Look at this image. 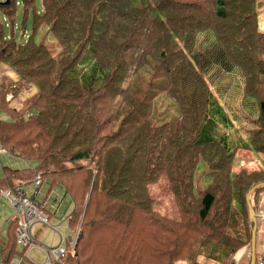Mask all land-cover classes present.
Segmentation results:
<instances>
[{"label": "trees", "instance_id": "trees-1", "mask_svg": "<svg viewBox=\"0 0 264 264\" xmlns=\"http://www.w3.org/2000/svg\"><path fill=\"white\" fill-rule=\"evenodd\" d=\"M41 1L37 13L36 0H0L6 27L14 28L17 6L34 12L25 44L4 36L0 22V63L17 74L0 80V145L36 163L27 175L4 167L0 188L37 170L51 189L60 183L74 205L68 227L80 232L59 264H104L108 246L116 264H195L201 249L228 261L250 246L246 194L264 171L234 172L233 164L239 148L264 153V0ZM234 72L257 103L247 138L210 82ZM162 95L172 110L157 108ZM200 162L213 174L204 193L194 185ZM162 177L181 209L177 222L154 212L149 186ZM15 229L11 221L3 259L18 253ZM203 231L208 237L188 247Z\"/></svg>", "mask_w": 264, "mask_h": 264}, {"label": "rangeland", "instance_id": "rangeland-1", "mask_svg": "<svg viewBox=\"0 0 264 264\" xmlns=\"http://www.w3.org/2000/svg\"><path fill=\"white\" fill-rule=\"evenodd\" d=\"M22 1V0H21ZM262 10H264V7L262 8ZM35 11L37 13H41L42 12V1L41 0H36V9ZM26 13V16H25ZM33 10H29L28 12L25 11V7L24 5H19L17 6V10H16V14L14 16V28H9L6 27V22L4 20V14L0 11V22L3 24L4 29H3V35L4 36H13L14 39L16 40V42L19 44H25L28 40L27 36L28 35H32L33 33ZM261 16V13L258 17V20ZM263 17V16H262ZM262 21H260V23L258 22V28L259 30H264L263 29V25L264 23V19H261ZM25 23V28H23V24ZM262 24V25H261ZM26 29V33L25 35H23V30ZM43 30L36 32L35 36L33 37L36 41H39L43 35L44 32H42ZM52 44L54 43L53 39H51ZM0 80L2 79V77H4L5 75L10 76V77H17V74L14 70H12L10 67H8L7 65L0 63ZM4 70H7L6 72H4ZM212 75H215V73L213 72ZM226 79H220V81H218L216 78L212 79L211 85L212 88L215 91V95L217 96V99L220 100L221 104L224 106L225 108V112L229 114L230 118L232 119V122L234 124V129L235 130H242L243 132L245 130H247L249 128H253V124H252V120L254 119V117L257 114V103L256 100L253 97H250L248 95H244V82H243V77L242 74L239 72H234L233 74H229L225 76ZM213 78V77H212ZM217 84H221L222 86H225V89L220 92V94L217 91ZM35 92V87L31 86V88L27 89V90H23L13 101H12V105H21L22 102L32 93ZM224 94L225 96H223L222 94ZM164 96L162 95V100H159V102L157 103V108L160 110H162L163 108L165 110H169V109H173L172 104L170 103L169 100L164 99ZM225 99V100H224ZM162 113V112H161ZM27 114V113H26ZM3 117H6V115H1ZM7 119V118H6ZM8 120V119H7ZM2 146L0 145V148ZM5 149V148H4ZM7 150V149H5ZM248 151H250V153L252 154V156H257L260 157L262 153L259 152H255L253 150L247 149ZM8 151V150H7ZM239 157H235L234 160V164H233V171L235 172L236 170H238L236 168V165H239ZM243 164H245V162L243 161ZM36 166V163L34 161L31 160H27V159H23L21 157H17L14 154H12L11 152H4L2 154H0V179L3 176V168L4 167H8V168H25L27 167V169H33ZM206 170V166L203 162H200L198 165V169L196 171V175L194 178V185H195V189L198 188V192L204 193V191H201V189L205 190L207 186L211 187L210 184V180L213 178V174L210 172L208 174L205 175V171ZM33 171L29 172V173H24L25 175L27 174H32ZM37 172H40V170H37ZM204 172V173H203ZM36 172L33 173V175ZM33 176L29 177V178H20L21 180H23L24 182H29L30 179ZM51 180H46L44 181V183L42 184L41 188H40V194L39 197L40 198H44L47 202V210L50 211L53 214L54 218L50 219V224L52 226H58V229L62 230V228H66V218L68 213H70L74 207L73 202L70 198L69 195L64 196V192H63V188L61 187L60 183H56L52 186L51 189ZM149 191L150 194L152 196V198L154 199V212L158 215H160L162 218H165L171 222H177L181 219V209L178 205V202L176 200V198L174 197V194L172 193L171 189H170V185L168 183V180L165 177H162L158 182L152 184L149 186ZM200 194V193H198ZM196 198L201 196V195H197V192L195 193ZM89 197V192L86 195L85 201L88 200ZM86 203V202H85ZM85 205V204H84ZM195 207L196 204L193 206L190 205L191 210H189L190 214H192V219L195 220L196 219V215H195ZM13 213V208L10 206V204L5 201L3 198L0 197V232H1V241L3 238L7 239V231L9 229V222L11 221L10 216ZM52 217V216H51ZM187 218V215H186ZM61 220V221H59ZM65 222L64 225H62ZM65 231V230H64ZM69 232H71L70 230H68ZM206 231L203 232H199V234H197L196 236L193 237L194 241L193 243H189L187 244L188 247H190L191 245H199L200 240L205 239V237H208V234L205 233ZM10 240L14 241V236H12L10 234ZM211 239V238H210ZM38 240L47 245V246H55L57 244H59L61 242V238L59 237V234L51 227L48 225H45L42 227V230H40L39 234H38ZM78 241V240H77ZM215 241V240H212ZM9 243V242H8ZM103 243V242H102ZM11 244V242H10ZM105 245V243H103ZM99 245H96V247L98 248ZM9 247V246H8ZM3 245L1 243L0 245V261L3 259V257L5 256V253L2 251ZM10 248V247H9ZM18 249V248H17ZM109 258L106 260V262L104 264H116L114 262V257L111 254V249L109 248ZM102 250V247L99 246V251L100 254ZM208 250H203L201 249L200 252H198L193 261H195V264H201L199 262L200 259L204 258H214V256H217L216 254H211L210 252H207ZM75 253V252H74ZM183 255H181V257L186 258V256H189L188 252H184L183 249ZM31 257L33 259H37L38 261H42L43 260V255L40 254L37 250H33ZM104 257V256H103ZM217 258V257H216ZM102 259V258H101ZM118 259H116L117 261ZM76 259L75 257L71 258V264H76ZM186 261V260H183ZM27 260L23 261L22 264H27ZM151 262L153 264H161L162 261L159 263L157 261L151 260ZM150 262V264H151ZM167 262V261H166ZM184 262H181V260H179L177 262V264H183ZM166 264V263H165Z\"/></svg>", "mask_w": 264, "mask_h": 264}, {"label": "built area", "instance_id": "built-area-1", "mask_svg": "<svg viewBox=\"0 0 264 264\" xmlns=\"http://www.w3.org/2000/svg\"><path fill=\"white\" fill-rule=\"evenodd\" d=\"M262 31L264 32V30ZM11 97L12 95H9L8 99L10 100ZM28 115L27 113L25 116ZM2 152L8 151L1 147L0 153ZM43 183V173L38 172L29 182L15 180L6 187L0 188V197L13 208L11 221L16 224L15 237L18 248V253H15L7 260H1L0 264H22L25 260L28 261L27 264H59L66 254H74L80 226L75 231H71L68 227L67 218L66 228H62V230L58 229L57 225L52 226L50 224L52 217L50 211L47 210V202L44 198L39 197ZM261 215L264 218V213ZM64 224L65 222L62 225ZM45 225L51 226L59 234L61 238L59 244L47 246L38 240L37 231ZM1 243L0 234V245ZM33 250H38L43 255L42 261L31 257ZM259 264H264V260Z\"/></svg>", "mask_w": 264, "mask_h": 264}, {"label": "crops", "instance_id": "crops-1", "mask_svg": "<svg viewBox=\"0 0 264 264\" xmlns=\"http://www.w3.org/2000/svg\"><path fill=\"white\" fill-rule=\"evenodd\" d=\"M261 19H264V10H262V12H261V16L258 20L259 23H260ZM262 23H264V22H262ZM0 71H2V70H0ZM6 71L7 70H4V72H6ZM0 77H1V74H0ZM222 95L225 96L224 94H222ZM249 130L251 131L253 129L249 128L248 132H247V130H245L243 132L242 130L239 129V131L241 133H243L242 135L244 136V138H247L250 136ZM2 153H4V152H2ZM2 153H0V154H2ZM236 157H239V159H238L239 165H236V168L238 169V170H236V172H238L242 169H246L249 172L264 171V153H262L260 157H257V156H252V154L250 153V151L247 150V148H239L237 151ZM243 161L245 162L246 165L243 164ZM9 169H12V170L13 169H19V170H22L24 173L31 172L29 169H27V167H25V168H9ZM4 176H5V173H4V168H3V176L1 179H3ZM15 180H21V179L15 178ZM255 203H256L257 208H258V210H257L258 224H257V232H256V256H257L256 264H259L262 260H264V218L261 215L262 213H264V190L261 193H259ZM50 214H51L52 218H54L53 214L51 212H50ZM11 216H12V214H11ZM11 216H10V219H11ZM59 221H61V220H59ZM10 222H9V224H10ZM40 230H42V228H40L37 231V238H38V234H39ZM0 234H1V232H0ZM3 239L5 240V238H3ZM2 245H3L2 251L5 253V256H7L8 255L7 250L4 251V244L2 243ZM250 260H251V245L250 246H244L241 249H239L235 253V255L231 259H229L228 261L226 260V258H215V259L212 258L211 259V258H204L203 257L202 259L199 260V262L201 264H246V262L247 261L250 262Z\"/></svg>", "mask_w": 264, "mask_h": 264}, {"label": "water", "instance_id": "water-1", "mask_svg": "<svg viewBox=\"0 0 264 264\" xmlns=\"http://www.w3.org/2000/svg\"><path fill=\"white\" fill-rule=\"evenodd\" d=\"M7 3V2H4ZM264 187V181L255 184L246 194V202L249 210V220L252 224V239H251V260L249 264H256V232L258 224V213L256 205L253 202V195Z\"/></svg>", "mask_w": 264, "mask_h": 264}]
</instances>
